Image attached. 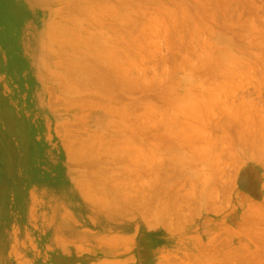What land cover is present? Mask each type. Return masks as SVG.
Wrapping results in <instances>:
<instances>
[{
    "label": "rangeland",
    "instance_id": "1",
    "mask_svg": "<svg viewBox=\"0 0 264 264\" xmlns=\"http://www.w3.org/2000/svg\"><path fill=\"white\" fill-rule=\"evenodd\" d=\"M0 264H264V0H0Z\"/></svg>",
    "mask_w": 264,
    "mask_h": 264
}]
</instances>
